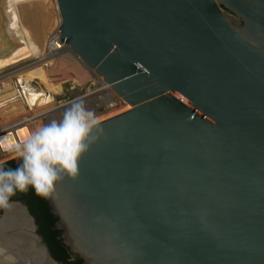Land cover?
I'll use <instances>...</instances> for the list:
<instances>
[{
	"label": "water",
	"instance_id": "95a60500",
	"mask_svg": "<svg viewBox=\"0 0 264 264\" xmlns=\"http://www.w3.org/2000/svg\"><path fill=\"white\" fill-rule=\"evenodd\" d=\"M56 1L61 41L132 105L46 198L63 243L83 264H264V0ZM9 203L25 225L0 237L31 226L54 260Z\"/></svg>",
	"mask_w": 264,
	"mask_h": 264
},
{
	"label": "clouds",
	"instance_id": "9594fccd",
	"mask_svg": "<svg viewBox=\"0 0 264 264\" xmlns=\"http://www.w3.org/2000/svg\"><path fill=\"white\" fill-rule=\"evenodd\" d=\"M106 139L101 118L86 107L84 98L72 101L61 120H52L29 132L17 155L20 166L0 167V208L8 209L17 192L31 186L38 196L50 198L67 177L76 180L79 161L100 139Z\"/></svg>",
	"mask_w": 264,
	"mask_h": 264
},
{
	"label": "bare ground",
	"instance_id": "6f19581e",
	"mask_svg": "<svg viewBox=\"0 0 264 264\" xmlns=\"http://www.w3.org/2000/svg\"><path fill=\"white\" fill-rule=\"evenodd\" d=\"M32 1L37 2V0H0V12H1L0 20L2 18L5 30L9 34L12 41L15 42L14 48L9 53H7L4 56H0V69L7 67L11 64L26 60V59L31 58L33 56H38V55L43 53L44 41H45V39H46V37L50 31L47 32V34L44 36L45 38L43 37L42 42H40V38L42 36L41 32L44 29V27L46 28V31L50 28L51 18L49 16V19H47L44 15L47 10H45V13L43 14L44 10H43V12H41L42 10L40 11L41 8L39 9V7L40 6L42 7V5H44V4L45 5L49 4V1L48 0H40L42 3L38 4V2H39L38 1L37 2L38 5H34V7H31L32 4L30 3V5L28 6L29 2H32ZM43 9H45V8H43ZM51 14L56 15V18H57L56 23L54 21V23H55L54 26H55L61 21L57 1H56V8L51 11L50 15ZM52 21H53V19H52ZM29 26H31V28ZM53 27L51 28V30L53 29ZM74 52H75L74 50L68 51L66 54L62 55L61 60L66 61V62H72L74 60V57H73ZM54 61H55V59H46V60L43 59V61H41V63L42 64H49L52 66V63ZM60 62H62V61H60ZM64 65H66V63ZM28 66H26L25 69H27ZM61 66H62V64H61ZM61 66H60V69H61ZM79 67H81V66H79ZM79 72H81V71H79ZM82 72H84V71H82ZM29 78L30 77H28V76H25V77L23 76L22 79L18 78V79H20V81H18V82H21L22 87H23L22 93L24 95L23 100H24L25 106L27 104L30 107V108L28 107V109H30V110H33L34 107L37 108L38 110L40 108H44L45 110L57 108V106L49 105L50 102L52 101V98H51L52 96L47 95V93L45 91L35 87ZM86 80H84V81H86ZM94 83L95 82L91 81L90 85L87 88L78 87L80 90V94H78L75 97L70 98L67 102L74 100L75 98H78L81 95L83 96L85 94H88V92L90 90H92L93 88H95L97 86V84L96 83L94 84ZM13 84L16 86L15 83H13ZM15 88H16L17 96H19L20 93H19L17 86ZM17 96L13 97L12 99L11 98L10 99H8V98L4 99V101H2L4 103H0V108H1V105L3 106L4 104L8 105L10 103H16L15 100H16ZM19 103H20V101H19ZM44 109H42L41 111H43ZM38 110L32 111L31 113L33 115H36L37 113L40 112ZM13 115H15V114H13ZM2 117H3V115H2ZM18 119L17 120L15 119L13 121L14 123L10 122L7 125H9V126L16 125L18 122ZM1 121H3V119H1L0 122ZM16 127H17V132H14L12 130L8 131L7 135L4 137V141H3V146H4L5 150H8L6 155L10 156V157L17 155V152H16L17 146L21 145L22 143H20V142H23L25 136L29 132L34 130L28 124L27 125L23 124L21 126H16ZM8 211L12 212V213H11V216H10V219L8 220V222L6 224H3L2 226H0L1 232L3 230L6 231L8 228H11L13 225H16L18 223L19 224L22 223L23 225H25V222L23 221L22 215L21 214L19 215L20 210L8 209ZM20 216H21V219H20ZM34 242H35L34 239H31V238L27 239L21 233L18 235L15 234L13 236L8 235V238L0 237V257H1L0 258V264H3V262L4 263L10 262L11 264H26L25 262L27 261V259L29 257H33L34 261H36L37 263H40V261L43 260L42 255L40 254L41 250H40V248H38V249L36 247L34 248V245H37V244H34ZM32 248H34V250H32Z\"/></svg>",
	"mask_w": 264,
	"mask_h": 264
},
{
	"label": "rangeland",
	"instance_id": "374dc122",
	"mask_svg": "<svg viewBox=\"0 0 264 264\" xmlns=\"http://www.w3.org/2000/svg\"><path fill=\"white\" fill-rule=\"evenodd\" d=\"M48 1H49L50 5L44 4L45 6L44 5H42V7L38 6L39 9L41 8L40 9V11L42 10L41 12H43V10H44L43 14L45 13V10H47L44 15L47 19H49V16H50V18H51L50 24L52 25V26L50 25V28L47 31H46V28L44 27V29L41 32L42 36L40 38V42H42L43 37L47 34V32L51 31V28L54 26V24L56 23V19H57L56 15H54V14L50 15L51 11L56 8V0H48ZM32 2H29V4L27 3L28 6L30 5V3L33 5V6L31 5V7H34V5H38V4L42 3L40 0H37L38 4L36 1L35 2L32 1ZM43 8H45V9H43ZM0 14H1V12H0ZM52 19H53V21H52ZM54 21H55V23H54ZM29 27L31 28V26H29ZM75 53L73 54L74 60L72 62H66V61L61 60V58H62V56H61V57H58L55 59V61L52 63V66L49 64H42V63L34 65L31 63H33L35 60H37L36 56H35V57L28 58L26 60L11 64L7 67L0 69V103H4L2 101H4V99H6V98L12 99L13 97L17 96V92H16V88H15L16 86H17L19 93H20V95L17 96V98L15 100L16 103H10L8 105L4 104L3 106L1 105L0 120L3 119V121L0 122V125H7L10 122L14 123L13 121L15 119L17 120L18 118H20L21 116H23L27 113H31L32 111L38 110L35 107L33 110L28 109L29 106L27 104H26L27 107L25 106V103L23 100L24 95L22 93L23 87H22L21 82H18V81H20V79H22L23 76L24 77L25 76L30 77L29 79L31 80L32 84L35 87L45 91L46 93H48L49 91H54L57 95L56 98L54 99V101H51L49 105L57 106L58 110L54 111V113H52L50 116L41 117V118H37V119L33 120L31 123V128L35 130L36 128H38L44 124H47V123L51 122L52 120H57V121L61 120L63 117V113H64L65 109L70 105V104H66V102L70 98L75 97L78 94H80L79 88H76V89L71 90V91L68 90L67 86H70L69 81L75 80L77 82V87H82V88H87L90 85L91 81L95 82V80L92 78L91 74L88 73L89 71L87 69H89L90 67L88 68L87 64L84 61L80 60V58L77 56L78 54L77 53L75 54ZM58 59L60 61H62L63 63L60 62ZM65 63H66V65H64ZM28 64H30L31 66L29 65L28 68L25 69ZM61 64H62V66H61ZM60 66H61V69H60ZM79 66H81V67H79ZM79 71H81V72H79ZM82 71H84V72H82ZM18 78H20V79H18ZM84 80H86V81H84ZM13 83H15L16 86ZM19 101H20V103H19ZM62 105H64V106H62ZM42 109H44V108H40L38 111H40ZM120 112H122V111L107 113L108 116L107 115H101L100 118H101V120H103L107 117L113 116V115L118 114ZM13 114H15V115H13ZM2 115H3V117H2ZM18 157H19L18 155L6 157L4 160L0 161V167L4 161H7V160L12 159V158H18ZM3 211H4V209L0 208V218L3 216ZM24 230L28 231V232L31 231L30 234L35 232V230L31 226H29V227L24 226ZM34 241H35L34 244H37L38 241H36L35 239H34ZM38 245H39V242H38ZM27 262H28V264H36L33 261L32 257H29L27 259Z\"/></svg>",
	"mask_w": 264,
	"mask_h": 264
},
{
	"label": "built area",
	"instance_id": "2783aa9c",
	"mask_svg": "<svg viewBox=\"0 0 264 264\" xmlns=\"http://www.w3.org/2000/svg\"><path fill=\"white\" fill-rule=\"evenodd\" d=\"M60 26H61V21L57 25H55L53 29L49 32V34L47 35L44 41L43 53L36 56L37 60H35L31 64L37 65L40 64L41 61H43V59L45 60L56 59L66 54L68 51H73L72 48L66 42L61 41L62 30ZM77 56L80 58V60L83 61V59L79 55ZM89 69L91 76L95 80L97 86L92 90H90L88 94H85L83 96L81 95L78 97V98H84L86 107L93 110L99 117L101 115H107V113L118 112V111L123 112L132 107V105L128 101H126L118 92H116V90L112 87V84L107 82L102 75H100L95 69L91 67ZM69 83L70 86H67L69 91L78 88L76 81L70 80ZM76 99L77 98H75L74 100ZM74 100H71L66 104H70ZM57 110L58 107L49 110H43V111L40 110V112L37 113L36 115H33L32 113H27L21 116L18 119L17 124L14 126L0 125V161L4 160L6 157H10L6 155L8 150H5L3 146L4 137L7 135L8 131L12 130L14 132H17L16 126H21L23 124L26 125L28 124L31 127V123L33 120L41 117L50 116L52 113H54V111Z\"/></svg>",
	"mask_w": 264,
	"mask_h": 264
},
{
	"label": "trees",
	"instance_id": "16d2710c",
	"mask_svg": "<svg viewBox=\"0 0 264 264\" xmlns=\"http://www.w3.org/2000/svg\"><path fill=\"white\" fill-rule=\"evenodd\" d=\"M18 158H12L1 164L5 170L20 166ZM10 200H19L26 204L35 217L38 225V232L43 236L44 241L49 246L52 255L64 264H83L82 259L74 254L68 246L63 243L62 230L57 226V216L51 211V207L46 198L38 196L35 190L29 186L27 193L17 192Z\"/></svg>",
	"mask_w": 264,
	"mask_h": 264
},
{
	"label": "flooded vegetation",
	"instance_id": "af4514ba",
	"mask_svg": "<svg viewBox=\"0 0 264 264\" xmlns=\"http://www.w3.org/2000/svg\"><path fill=\"white\" fill-rule=\"evenodd\" d=\"M11 201V200H10ZM3 213H4V211H3ZM35 218V217H34ZM35 222H36V220H35ZM37 224V223H36ZM38 226V225H37ZM37 232H38V227H37ZM39 233V232H38ZM40 234V233H39ZM23 236H25L27 239H33V237L29 234V233H23L22 234ZM41 235V234H40ZM31 236V237H30ZM43 237V236H42ZM44 239V238H43ZM36 247V246H35ZM37 249H38V247H36ZM48 248H49V246H48ZM41 250V252H40V254L42 255V258H43V260L42 261H40V263H37V264H64L62 261H60V260H57L53 255H52V253H51V255H52V257H53V259L54 260H52V259H49V260H46V258H45V256H44V253H43V251H42V248L40 249ZM49 250H50V248H49ZM50 252H51V250H50ZM33 258V257H32ZM15 262V261H14ZM3 264H11L10 262H3Z\"/></svg>",
	"mask_w": 264,
	"mask_h": 264
},
{
	"label": "crops",
	"instance_id": "0c3cea01",
	"mask_svg": "<svg viewBox=\"0 0 264 264\" xmlns=\"http://www.w3.org/2000/svg\"><path fill=\"white\" fill-rule=\"evenodd\" d=\"M89 68V67H88ZM87 69V68H86ZM88 71H89V73H90V69H87ZM91 74V73H90ZM47 95H51L52 97V101L56 98V93L54 92V91H49L48 93H47Z\"/></svg>",
	"mask_w": 264,
	"mask_h": 264
}]
</instances>
